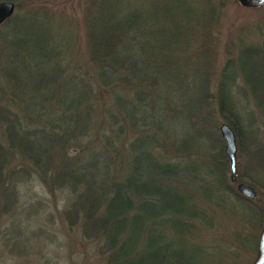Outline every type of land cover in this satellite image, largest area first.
<instances>
[{
    "label": "trees",
    "instance_id": "16d2710c",
    "mask_svg": "<svg viewBox=\"0 0 264 264\" xmlns=\"http://www.w3.org/2000/svg\"><path fill=\"white\" fill-rule=\"evenodd\" d=\"M9 1L14 14L0 25L9 252L31 260L28 249L47 245L42 227L25 224L43 204L22 201L33 184L59 194L65 236L90 264H247L264 205V21L255 39H228L214 69L200 31L228 0ZM220 118L235 135L234 182Z\"/></svg>",
    "mask_w": 264,
    "mask_h": 264
},
{
    "label": "rangeland",
    "instance_id": "374dc122",
    "mask_svg": "<svg viewBox=\"0 0 264 264\" xmlns=\"http://www.w3.org/2000/svg\"><path fill=\"white\" fill-rule=\"evenodd\" d=\"M76 3V0H74ZM264 7V6H263ZM264 21V9L259 7H246L239 3L238 0H228L221 11L220 18L213 23V27L201 33V41L205 47L214 49L217 52L216 60L214 61V69L218 67L225 56L224 44L228 39L237 40L239 37L256 38V25ZM205 34V36L203 35ZM244 40L249 41L248 37ZM223 120L220 118L219 123ZM176 132L181 136L184 131L177 129ZM237 190V189H236ZM22 201L28 202L32 200L42 201L43 204H34L36 207V214H32L25 222L31 230L36 231L42 227L47 232L46 246L38 244L34 249H28V256L31 260L18 257V251L9 252L8 246L5 244V239L12 234V231L7 229L9 218L0 226V264H90L83 255L77 256L81 250L76 244L74 234L69 237L65 236L64 228L61 226L58 211L61 209V200L59 194L55 196L48 194L46 191L28 184L23 186L20 190ZM27 205V204H25ZM264 206V205H263ZM262 206V207H263ZM22 207V206H21ZM21 207L18 209L20 210ZM262 209V208H261ZM25 214V213H24ZM12 218V216H9ZM261 229V228H260ZM260 231V230H259ZM259 234V232H258ZM28 234H23L26 238ZM258 237V235H257ZM46 238L45 235L41 239ZM257 243V240H256ZM256 250V246H255ZM255 250L250 258L244 260L250 264L255 257ZM31 254V255H30Z\"/></svg>",
    "mask_w": 264,
    "mask_h": 264
},
{
    "label": "water",
    "instance_id": "95a60500",
    "mask_svg": "<svg viewBox=\"0 0 264 264\" xmlns=\"http://www.w3.org/2000/svg\"><path fill=\"white\" fill-rule=\"evenodd\" d=\"M239 3L246 7H260L264 6V0H238ZM15 11V3L9 0L0 1V25L10 18ZM219 131L224 141L225 154L230 163V179L236 180V151L237 145L235 135L229 125L222 122L219 125ZM237 192L242 196L254 199L256 191L251 186L245 183H238L236 185ZM262 213V225L257 237L255 257L250 264H264V206L261 209Z\"/></svg>",
    "mask_w": 264,
    "mask_h": 264
}]
</instances>
